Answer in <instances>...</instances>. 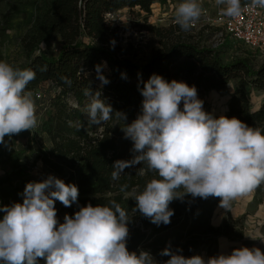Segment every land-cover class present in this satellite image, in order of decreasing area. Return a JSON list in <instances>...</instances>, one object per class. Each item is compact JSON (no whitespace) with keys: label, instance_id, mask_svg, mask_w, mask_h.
<instances>
[{"label":"clouds","instance_id":"9594fccd","mask_svg":"<svg viewBox=\"0 0 264 264\" xmlns=\"http://www.w3.org/2000/svg\"><path fill=\"white\" fill-rule=\"evenodd\" d=\"M215 4L226 17H238L243 10L241 0ZM249 7L264 8V0H251ZM204 14L201 0H182L175 9V23L189 31ZM106 66V62L95 66L101 87L109 83L103 74ZM35 75L30 68L0 60V144L7 146L5 137L38 127L35 99L27 90ZM140 91L141 114L122 128L133 142V156L115 161L111 174L118 180L126 168L136 165L144 166L139 175L154 174L143 189L126 192L128 186H121L126 198L135 201V212L157 226L167 225L174 215L170 208L174 200L217 197L220 207L228 209L233 200L264 183V130L236 117L206 112L197 88L183 81L169 82L153 74ZM85 95L91 96L87 105L91 125L113 118L112 106L101 99L100 91L85 89ZM115 116L126 119L122 112ZM21 195L22 203L0 205V264H38L40 259L45 264H157L149 251L128 250L131 218L116 200L80 206L74 215L65 214L61 223L55 201L65 207L78 202L77 185L49 175L28 182ZM160 255L169 257L163 264H264L259 247L234 248L205 260L200 255L185 257L182 249L169 245Z\"/></svg>","mask_w":264,"mask_h":264},{"label":"trees","instance_id":"16d2710c","mask_svg":"<svg viewBox=\"0 0 264 264\" xmlns=\"http://www.w3.org/2000/svg\"><path fill=\"white\" fill-rule=\"evenodd\" d=\"M169 1H41L43 8L36 13L31 30L21 41L26 60L22 68L36 73L27 90L34 93L44 85L53 90L48 98L39 94L38 131L47 138L50 147L40 153L38 159L56 173L57 178L66 184L74 183L79 189L78 202L71 207L55 201L59 210L64 216L74 215L80 206L88 203L95 206L116 200L131 218L128 250L149 251L157 264L169 259L160 255L169 245L173 250L182 249L185 257L201 250L205 251L206 260L215 256L214 240L228 237L237 222L223 220L221 226L214 228L211 219L220 199L185 196L183 201L177 199L170 204L174 210L171 223L157 226L135 212V201L126 198V192L133 188L143 189L154 174L149 172L141 176L138 169L144 166L136 165L126 168L118 180L112 179L113 163L130 160L133 156V142L125 138L122 128L141 114L143 82L157 74L169 82L175 79L194 85L198 94L219 92L235 82L223 115L264 130V64L254 68L247 58L224 62L221 45L208 47L179 39L164 41L161 30L156 28L151 31L159 35L160 48L147 61L139 63L119 56L118 29L107 20V15L113 17L122 10L149 15L153 6H164ZM55 37L60 43L58 53L48 57L41 45ZM102 62L107 64L103 74L109 80L103 87L95 71V66ZM45 67L46 70L41 71ZM90 88L93 92L100 91L101 99L113 109V118L99 126L88 121L87 105L91 96L85 95V89ZM116 112L124 113L126 119L117 118ZM5 140L7 146L0 144V150L9 145V137ZM123 185L128 186L126 192L120 191ZM253 191L261 194L264 183ZM2 215L0 213V218ZM38 264H45V261L40 259Z\"/></svg>","mask_w":264,"mask_h":264},{"label":"rangeland","instance_id":"374dc122","mask_svg":"<svg viewBox=\"0 0 264 264\" xmlns=\"http://www.w3.org/2000/svg\"><path fill=\"white\" fill-rule=\"evenodd\" d=\"M248 1L251 0H241V3ZM181 2L182 0L176 2L177 6ZM205 6L211 15L219 10L215 0H207ZM42 8L43 4L40 0H0V60L16 67H24L26 60L21 41L31 30L36 13ZM172 8L173 10L176 9V7ZM168 9L167 7L165 10L154 7L149 15L138 13L136 10L132 12L122 10L113 17H107V20L118 29L119 56L139 63L147 61L151 54L160 48L161 39L159 35L151 31L152 28L161 30L160 35L164 41L179 39L208 47L215 45L214 35L218 29L213 27H195L189 31H183L180 28L174 29L173 27L177 26L174 24L175 14ZM59 44V38L55 37L48 43L41 45L42 52L48 57H55L59 50ZM223 45H221L220 54L224 62L247 58L254 68L264 64V55L253 53L238 42L227 40L226 46ZM234 87L235 82H232L222 91L198 94V98L203 101L204 110L215 117L223 115L228 97L232 94ZM52 93L53 90L48 85H44L33 93L38 121L40 99H37L36 95L44 94L48 98ZM49 147L47 138L39 134L38 127L9 138L8 147L0 150V205L11 206L13 203H22L21 194L28 182L42 181L49 175L58 177L56 173L44 167L38 159L39 154ZM248 199V193L240 196L231 202L228 209L238 208ZM55 207L57 217L61 221L64 213L59 210L57 202H55ZM228 209L223 208V214ZM224 216V219L228 218L226 220L229 223L237 222L232 228V233L224 238L229 241H242L245 233L249 230L245 215L234 221L230 216ZM211 223L214 226L215 219H212ZM197 255L205 258L202 252Z\"/></svg>","mask_w":264,"mask_h":264},{"label":"built area","instance_id":"2783aa9c","mask_svg":"<svg viewBox=\"0 0 264 264\" xmlns=\"http://www.w3.org/2000/svg\"><path fill=\"white\" fill-rule=\"evenodd\" d=\"M206 2L207 0H201L205 14L192 28L213 27L218 29L214 35L216 43L213 47L223 45L225 41L230 40L240 43L257 55H264V8H252L249 7L251 1L244 2L241 14L231 18L223 16L220 10L211 15L206 9ZM107 17L112 16L107 15ZM36 98L40 99V95H36Z\"/></svg>","mask_w":264,"mask_h":264},{"label":"crops","instance_id":"0c3cea01","mask_svg":"<svg viewBox=\"0 0 264 264\" xmlns=\"http://www.w3.org/2000/svg\"><path fill=\"white\" fill-rule=\"evenodd\" d=\"M179 1L180 0H170L164 6L155 5L152 8L155 7L157 9L165 10L167 7V9L169 8L168 11L175 14V10H173L172 7H177L176 2ZM248 195L249 199L246 200L247 202L243 203L242 206L238 208L232 210L228 209L225 214H223L224 212H222L223 208L220 207V203L216 207L212 216V219H215V225L213 226L211 223L214 228L221 226V222H223L222 220L228 219H224V215L230 216L233 221L245 215L249 230L247 231V233H245L242 241H229L223 236L217 237L213 243V251L215 255H219L221 253L228 254L234 248L239 247H259L261 250L264 251V241L260 240L261 238H264V191L259 195H256L255 192L252 191L248 193ZM199 252L204 253V259L206 260L207 255L205 251L201 250ZM199 252H197L196 255Z\"/></svg>","mask_w":264,"mask_h":264}]
</instances>
